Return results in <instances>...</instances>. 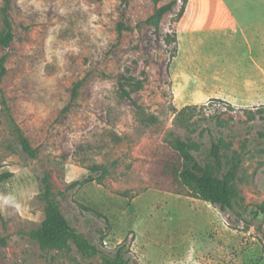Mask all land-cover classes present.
I'll list each match as a JSON object with an SVG mask.
<instances>
[{"label": "rangeland", "instance_id": "rangeland-1", "mask_svg": "<svg viewBox=\"0 0 264 264\" xmlns=\"http://www.w3.org/2000/svg\"><path fill=\"white\" fill-rule=\"evenodd\" d=\"M169 1L12 0L15 40L0 46L8 57L0 92V264H108L73 243L44 248L32 237L46 217L45 175L70 224L107 254L126 243L131 264H264V101L247 104L250 82L264 80V60L250 49L264 44V28L256 29L264 0H227L242 24L238 33L178 36V43L169 38L182 0L158 29L145 22ZM202 2L218 13L219 0ZM142 71L135 105L119 81L128 73L144 79ZM177 96L199 105L190 131L175 123L184 107ZM218 120L227 123L219 128ZM209 126L241 155L238 196L227 212L170 190V138L192 134L205 149ZM94 162L110 169L102 182L87 169Z\"/></svg>", "mask_w": 264, "mask_h": 264}, {"label": "trees", "instance_id": "trees-1", "mask_svg": "<svg viewBox=\"0 0 264 264\" xmlns=\"http://www.w3.org/2000/svg\"><path fill=\"white\" fill-rule=\"evenodd\" d=\"M11 2L12 0H4L1 7L3 25L0 30V46L5 49L9 48L15 40L14 25L10 12ZM187 2L188 0H182L176 22L183 16ZM177 3L178 0H170L156 7L154 13L145 22L158 29L165 14L174 13ZM119 25L121 27L125 26L122 22ZM169 41L177 43V35L170 36ZM176 53L177 50H175ZM7 58V55L0 57L1 93H3L2 81L7 73ZM142 75L144 79H139V77L128 73L122 75L119 81L121 93L135 105H138V101L133 94L142 89L146 72L142 71ZM76 93L77 89L75 87L74 94ZM229 106L231 105L229 104ZM198 109V104H188L176 110L175 123L190 131L196 121ZM246 112L247 117L254 118L255 113L253 111L247 110ZM140 115L153 124L159 120L154 115L146 114L145 110H141ZM216 123L221 128L227 122L218 120ZM216 127L209 126L206 128V131L210 134V145H206L205 149L201 141L192 138V134L185 136L173 134L170 138V144L174 150L170 162L171 166L168 167L173 178V185L170 190L176 194L204 200L218 206L221 211L227 212L235 207L238 196L235 181L242 160L237 151H229L230 142L222 132H216ZM19 141L25 152L32 157H36L35 149L24 135L19 136ZM87 169L91 173L99 174V182H102L110 173L109 167L104 163H91L87 165ZM89 180L93 181L95 178L91 175ZM42 181L41 196L46 202V217L41 225L31 232L32 237L37 239L44 248L64 249L70 243H73L85 256L101 254L108 264H131V258L128 256L129 248L126 243L121 244L114 254H107L83 232L73 227L62 211L59 201L54 196L49 176L45 175ZM76 183L78 182H73L72 185H76Z\"/></svg>", "mask_w": 264, "mask_h": 264}, {"label": "crops", "instance_id": "crops-1", "mask_svg": "<svg viewBox=\"0 0 264 264\" xmlns=\"http://www.w3.org/2000/svg\"><path fill=\"white\" fill-rule=\"evenodd\" d=\"M203 0H188L185 12L183 16L175 23V29L178 36H184L190 41H197L202 37H210L211 35H226V34H236L242 28V24L239 21V17L233 6H230L227 0H219L220 6H217L218 13L214 14L210 11V7L206 6L202 2ZM193 2L195 5L193 6ZM189 17L186 20V17ZM264 18V15H263ZM263 21V20H262ZM256 29L259 27L264 28V22L257 23ZM245 29V28H244ZM178 43V41H177ZM251 53L258 54L256 59L264 60V44L261 46L256 45L255 48L251 47ZM178 54V44L177 53ZM175 56V58H176ZM261 75L264 76V67L260 66ZM251 81V80H250ZM250 84L252 85L251 91L254 92V96L249 98L250 101L247 104H262L264 101L263 91H264V80L253 79ZM177 90V89H176ZM189 96L180 97L177 96L178 102L182 103V106L188 104ZM229 100L228 97H223ZM246 100V99H245ZM248 101V100H246ZM246 104V105H247Z\"/></svg>", "mask_w": 264, "mask_h": 264}]
</instances>
